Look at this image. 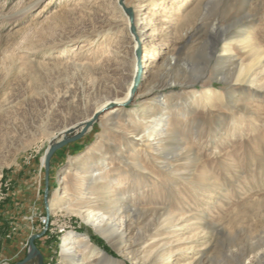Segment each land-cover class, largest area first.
Segmentation results:
<instances>
[{
  "label": "rangeland",
  "instance_id": "obj_1",
  "mask_svg": "<svg viewBox=\"0 0 264 264\" xmlns=\"http://www.w3.org/2000/svg\"><path fill=\"white\" fill-rule=\"evenodd\" d=\"M144 25L135 49L131 37ZM225 39L230 58L220 61L212 54L224 53ZM172 55L179 60L173 85L155 95L175 105L166 128L170 155L158 158L135 139L149 125L142 93ZM258 55L252 83L221 79L234 58L248 63ZM90 116L84 132L80 122ZM90 149L96 153L87 159ZM120 156L138 165L131 170ZM83 158L106 159L104 173L125 182L128 210H114L128 219L121 242L74 212ZM166 159L181 170L164 168ZM65 184L70 195L60 198ZM129 204L149 217L133 223ZM71 232L88 235L112 259L88 251L83 264H116L118 249L139 237L144 264H197L201 255L202 264H231L240 254L243 264H264V256L255 258L264 252V0H0V264L23 261L32 244L36 252L24 264H58ZM184 247L192 249L168 260Z\"/></svg>",
  "mask_w": 264,
  "mask_h": 264
},
{
  "label": "bare ground",
  "instance_id": "obj_2",
  "mask_svg": "<svg viewBox=\"0 0 264 264\" xmlns=\"http://www.w3.org/2000/svg\"><path fill=\"white\" fill-rule=\"evenodd\" d=\"M116 1L118 2L119 0H116ZM140 8H142L141 5L137 6V10L133 11L132 26L135 28L139 23ZM122 10L123 8L121 7V11ZM122 13H123V16L126 17V14L123 11ZM145 28L146 26L144 25L141 28V30L137 33V37L134 35L131 37L133 41V46L135 49H137L138 47H140V45H142L144 34L142 33L141 35V31L144 30ZM244 39H245V34L243 33V31H241L239 33L237 42L241 43L244 41ZM225 40L226 41H225L224 53L217 54L214 52L212 54L214 58L220 61H226V59L230 58L227 52L230 48L228 46L232 42H228L227 39ZM236 54H234L233 57H236ZM259 59H260L259 55L253 56V58H250V61L248 63H244L243 60L240 61L241 59H239V61H237L238 59L234 58L232 60L233 68H231L228 73L221 72L223 73V75L221 76V79L227 82L233 81L234 84L252 83L253 82L251 79L252 71L258 65ZM178 61H179L178 58L174 55H172L169 60L165 61V64L162 70L159 72L157 76L158 79L156 80V82L153 85H150L142 93L144 100H143V105L141 107V111L143 112V120L148 119L146 123L148 122L149 125H147L142 130V134H140L141 136L139 135L140 137H138L135 140H141V143L145 144L146 147H148L153 152H155L158 158H160L159 157L160 155H164L165 158H167V156L170 155L168 152H166V148L168 147V138L171 135V132H169V130L166 128L170 125V119L173 115V112L170 113L169 110H174L175 105H171L168 102V99H165L160 96H155V95L157 91H160L163 88L170 87L173 85L172 82H170V77L174 74L175 66L177 65ZM136 67H137V61L135 59L134 68ZM135 75H136V71L134 70L133 77H135ZM204 76L205 74H202L196 79V81H199ZM205 96L206 98L209 97L208 94ZM128 97H129V90L125 98L118 99L116 101L121 106L119 108H113L108 111L107 114H115L110 119H114L117 116H119L120 114L119 112L123 110L124 108L123 105H125ZM147 112H149V115H146ZM94 120L95 119L93 118V116L86 118L85 120L80 122V129L84 130V132L85 130L90 131L94 123ZM138 120L140 121V119ZM135 121L131 122L130 124L131 128H132L133 123L137 122ZM109 123L112 126L114 124H117L116 122L113 123L112 121ZM130 130H135V129H130ZM65 139L66 137H64L63 140ZM135 140L132 139L130 141L131 146L137 143ZM95 153L96 152L93 151V149H90L86 154L87 159L89 157L94 156ZM120 158L123 160L122 161L123 164L126 165L127 167H130L131 170H133L134 167L138 165L136 163L129 165V163H126V159L124 157L120 156ZM105 164H106V159H101L100 163H96V162H92V160H86L85 158H83L81 160V163L77 166L76 172H75V179L77 183L76 191H75L76 195L74 193L76 202L74 203L78 205L77 206L78 209L76 208V211L74 212H77L81 216L84 223L91 225L95 229V231L101 234L103 237L107 239H110V238L114 240L116 239V241L118 240V242H121L122 238L124 237L126 233L124 229L125 227H127L126 225L128 223L127 221L128 219H127V216L114 213V210L119 211V208L120 209L124 208L128 210V207H126L125 206L126 204L124 205L122 201L124 199L126 200L130 198V196L125 197L126 196L125 190L121 189V186L125 183L121 179L122 177L121 178L120 177H110L109 173H104L103 167ZM164 168L166 169L169 168L168 170L169 171L171 170V172H174V171L179 172L181 170V168L179 167L174 168V165H172V161L167 160V159L165 160ZM62 183H65L64 177H63ZM62 188L64 189V193L60 198H66L68 195H70L69 188L67 187L66 184ZM129 205H130L129 209L132 210L130 213L131 214L133 213L132 217L135 219L133 223H139L140 221L146 220L149 217L148 216L149 211H147L148 209H145V208L140 209L139 207H137V205H134V204L133 205L129 204ZM56 208H57L56 204L51 202L50 211H53ZM158 219L160 220L159 217L153 218V223L156 224L158 222ZM128 226L131 227V226H134V224L132 225L131 223V224H128ZM141 239H143V237L134 239L133 241L130 242L128 247L124 246L123 248H119L118 252L121 254L123 259L118 260L115 263L116 264H127V260H132L134 264H144V263H140L141 257L139 256V253H138L139 252L138 245ZM157 241L158 240L155 239L152 242L155 243ZM165 244L167 243L163 242L161 245L164 246ZM191 249L192 247H188V248L184 247V248H177L175 250H171L170 252H168V258H169L168 260H172L175 254L187 252L188 250H191ZM88 251L96 252L99 255V257L104 256L110 261L112 260L110 259L109 255H106V253L102 249L98 248L96 245H94L91 242L88 235L76 234V233L71 232V233L66 234L64 237V242H63L62 251H61V259L58 264H83L84 254ZM236 253L237 252H233V254H236ZM258 255L259 254H257L255 258L264 256V252L262 251L261 255L259 256ZM156 257L158 260L164 261L163 258L159 257V255L157 254V251H156ZM242 258L243 257H241V254H240V257L235 258L233 260V263L231 264H243ZM202 261H203V255L198 257L195 262L197 264H202Z\"/></svg>",
  "mask_w": 264,
  "mask_h": 264
},
{
  "label": "water",
  "instance_id": "obj_3",
  "mask_svg": "<svg viewBox=\"0 0 264 264\" xmlns=\"http://www.w3.org/2000/svg\"><path fill=\"white\" fill-rule=\"evenodd\" d=\"M82 133H84V132H82ZM68 139L69 138H66L65 140H63V141H61V142H59V143L51 146V148L49 149V151L47 152L46 157H45L46 165H48L49 158L52 155V153L54 152V150L56 148H58V147H61L64 144H66V142L68 141ZM34 252H36V248L32 244V249H31L30 253L28 254V256L23 261L19 262L18 264H24L27 261H29L31 259V257L34 255Z\"/></svg>",
  "mask_w": 264,
  "mask_h": 264
},
{
  "label": "trees",
  "instance_id": "obj_4",
  "mask_svg": "<svg viewBox=\"0 0 264 264\" xmlns=\"http://www.w3.org/2000/svg\"><path fill=\"white\" fill-rule=\"evenodd\" d=\"M92 239H93L96 243L102 245L107 251H110L109 248H107V247L102 243V241H101L100 239L95 238V237H92Z\"/></svg>",
  "mask_w": 264,
  "mask_h": 264
},
{
  "label": "built area",
  "instance_id": "obj_5",
  "mask_svg": "<svg viewBox=\"0 0 264 264\" xmlns=\"http://www.w3.org/2000/svg\"><path fill=\"white\" fill-rule=\"evenodd\" d=\"M44 221H46L45 223H47V221H48V218H44Z\"/></svg>",
  "mask_w": 264,
  "mask_h": 264
}]
</instances>
